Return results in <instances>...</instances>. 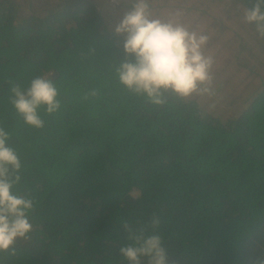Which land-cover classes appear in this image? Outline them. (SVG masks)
Listing matches in <instances>:
<instances>
[{
  "label": "trees",
  "instance_id": "1",
  "mask_svg": "<svg viewBox=\"0 0 264 264\" xmlns=\"http://www.w3.org/2000/svg\"><path fill=\"white\" fill-rule=\"evenodd\" d=\"M18 1L0 0V127L22 162L13 191L35 209L4 264H127V229L159 234L167 264H264V62L253 45L242 56L233 39L238 81L259 77L234 108L220 100L208 114L174 94L154 105L119 83L122 37L95 0ZM49 70L60 108L32 128L10 87Z\"/></svg>",
  "mask_w": 264,
  "mask_h": 264
},
{
  "label": "clouds",
  "instance_id": "2",
  "mask_svg": "<svg viewBox=\"0 0 264 264\" xmlns=\"http://www.w3.org/2000/svg\"><path fill=\"white\" fill-rule=\"evenodd\" d=\"M112 3V2H111ZM130 9L115 24L122 37L124 58L115 66L121 85L145 96L154 105L165 102L166 94L187 100L193 96L216 95L214 73L219 57L212 47L214 33L204 26V5L169 0H129ZM235 4L239 23L251 32L233 26L235 34L251 38L253 51L264 54V0H225L208 7L211 15ZM157 9H161L157 11ZM58 87L52 72L34 75L26 84L13 82L9 102L23 122L36 129L44 127L43 113L60 108ZM9 133L0 127V253L14 255L18 241L33 231L34 198L13 191L21 180L22 162L8 144ZM158 223L155 219L152 221ZM130 233V242L121 245L119 255L127 264H167V252L159 234ZM0 264H4L0 259Z\"/></svg>",
  "mask_w": 264,
  "mask_h": 264
},
{
  "label": "rangeland",
  "instance_id": "3",
  "mask_svg": "<svg viewBox=\"0 0 264 264\" xmlns=\"http://www.w3.org/2000/svg\"><path fill=\"white\" fill-rule=\"evenodd\" d=\"M29 0H19L18 2L21 3L22 7L27 6ZM35 1V0H34ZM33 1V2H34ZM56 1V0H54ZM97 3V7L100 10V15L102 19L104 20L105 26L108 29H111L114 31L115 24L119 21V19L123 16V14L128 11L131 7L129 0H125L127 7H121L117 9H113L111 0H95ZM36 2V1H35ZM99 2V3H98ZM169 0H158V3H167ZM180 3H191L193 5H204L205 11L202 12L201 16L204 22V26L212 31L214 33L213 39H212V47L216 49L218 57H219V63L214 73V83L216 85V95L212 98H209L207 96H193L199 103V106L201 109H203L208 114H213L214 110L212 109L214 104H218L220 100H224V102L227 104L226 107L234 108L238 103H232L231 100H235L236 102V96L238 92H243V94L248 93L251 90H245L248 88H251L254 84H258L259 77L254 76L253 73H249V77L245 80V84L238 81V78L244 73V72H237L236 70V64L233 62V66L229 61L235 60V54L237 53V45L240 44L237 40H233L235 37L240 39V36H235V32L233 31V26L239 27L243 31L251 32L250 26H244L239 23V17L240 12L237 9L236 5L233 3L231 7L224 8L220 10V12L216 15H211L208 13L207 9L212 4L215 3H223L225 0H178ZM114 4L120 3V0H115L112 2ZM161 9H157L159 11ZM103 23V24H104ZM232 39V43L230 44ZM228 44L226 41H228ZM242 40V38L240 39ZM243 49H242V56H248L253 54L252 53V43L251 38L249 39H243ZM257 57L256 55H253ZM85 57V55L83 56ZM260 60L264 62V54H260L258 56ZM253 64L257 63L254 59H251ZM229 66H226V69L221 73V69L225 67V64H228ZM256 65V64H255ZM256 70H259L261 74H264V68L262 65H257L255 67ZM231 76V77H230ZM229 78L231 81V86L228 90H224L226 85L225 78ZM219 84H222L221 88L218 87ZM230 84V83H229ZM248 84V85H247ZM246 85V86H245ZM229 86V85H228ZM245 86V89H244ZM58 90H61L62 87L60 85L57 86ZM228 91L231 94L226 96V92ZM240 94V93H239ZM242 98L244 95H241ZM240 103V102H239ZM226 111V109H225ZM135 192H133L134 194Z\"/></svg>",
  "mask_w": 264,
  "mask_h": 264
},
{
  "label": "built area",
  "instance_id": "4",
  "mask_svg": "<svg viewBox=\"0 0 264 264\" xmlns=\"http://www.w3.org/2000/svg\"><path fill=\"white\" fill-rule=\"evenodd\" d=\"M115 0H111V2H114Z\"/></svg>",
  "mask_w": 264,
  "mask_h": 264
}]
</instances>
